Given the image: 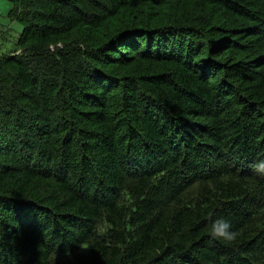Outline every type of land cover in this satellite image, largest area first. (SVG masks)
I'll return each mask as SVG.
<instances>
[{"label":"trees","instance_id":"obj_1","mask_svg":"<svg viewBox=\"0 0 264 264\" xmlns=\"http://www.w3.org/2000/svg\"><path fill=\"white\" fill-rule=\"evenodd\" d=\"M9 1L0 264H264V0Z\"/></svg>","mask_w":264,"mask_h":264},{"label":"rangeland","instance_id":"obj_2","mask_svg":"<svg viewBox=\"0 0 264 264\" xmlns=\"http://www.w3.org/2000/svg\"><path fill=\"white\" fill-rule=\"evenodd\" d=\"M11 7L12 4L9 0H0V43L4 48L12 45L21 30L19 22L8 16Z\"/></svg>","mask_w":264,"mask_h":264},{"label":"clouds","instance_id":"obj_3","mask_svg":"<svg viewBox=\"0 0 264 264\" xmlns=\"http://www.w3.org/2000/svg\"><path fill=\"white\" fill-rule=\"evenodd\" d=\"M253 167L256 171L264 173V162L255 164ZM209 220L211 221L209 235L213 239L225 243H232L237 239L238 232L233 230V225L228 219L218 217L215 220H211V217H209Z\"/></svg>","mask_w":264,"mask_h":264}]
</instances>
